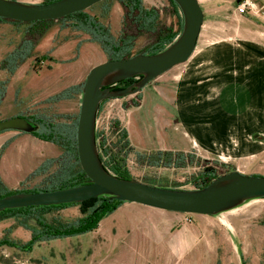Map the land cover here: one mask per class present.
<instances>
[{
  "label": "crops",
  "instance_id": "crops-1",
  "mask_svg": "<svg viewBox=\"0 0 264 264\" xmlns=\"http://www.w3.org/2000/svg\"><path fill=\"white\" fill-rule=\"evenodd\" d=\"M197 1L201 7V2L209 0ZM142 2L161 4L160 0ZM85 13L108 27L113 38L118 37L123 12L117 0H107L94 13L87 10ZM42 27L0 22V90L3 92L0 121L16 114L13 110L18 104L28 107L45 103L66 89L80 86L92 67L107 61L100 46L90 41L87 34L73 29L69 22H50L44 25L43 34L37 36L36 32ZM139 38L134 43L133 55L141 51L145 43ZM22 42L31 46L30 55L10 74L1 64ZM198 48L185 63L157 77L139 93L111 99L102 105L101 111L105 105L114 109L113 118L126 130L134 153L190 154L207 162L230 163L234 171L241 174L251 171L249 176L264 177L253 172L258 169L255 161L264 156V46H258L249 38L238 41L218 38L200 42ZM42 57L44 59L35 66V59ZM136 97L138 106L123 108ZM80 101L81 94L76 92L68 99L45 104L69 108L77 114ZM14 135H22L14 141L19 150L12 154L16 159H10L18 166L22 158L36 160L31 169L36 170L46 160L56 159L62 153L51 143L12 130L0 134V147ZM46 149L48 152L44 154ZM2 159L4 153L0 156V166ZM31 170L21 180L34 171ZM0 179L9 189L5 183L6 173L0 171ZM257 201H248L228 211L231 216L223 225L228 228L233 242L251 243L241 223L256 212L253 206ZM182 215L124 202L99 225L143 245L161 244L166 243L167 228L175 224L183 226ZM108 218L110 222L106 223ZM9 220L4 219L2 223ZM127 229H132L131 234H127ZM161 230L165 231L164 235H155ZM258 233L257 241L264 246L263 225ZM234 247L238 251V247Z\"/></svg>",
  "mask_w": 264,
  "mask_h": 264
},
{
  "label": "rangeland",
  "instance_id": "rangeland-1",
  "mask_svg": "<svg viewBox=\"0 0 264 264\" xmlns=\"http://www.w3.org/2000/svg\"><path fill=\"white\" fill-rule=\"evenodd\" d=\"M17 1L27 4H41L45 0ZM243 1L209 0L204 3L201 2L204 17L199 33L200 39L198 38L199 42L197 41L194 51H198L200 42L218 38H232L235 41L249 38L254 40L258 46H264V0H248L251 7L246 10L245 14L239 15L237 6ZM160 2L161 4L155 5L142 2V5L146 9L158 10L161 24L167 26L176 24L177 18L171 14L169 3L166 0H160ZM100 4L88 8L87 11L91 14L94 13ZM102 20L106 21L104 18ZM139 39L145 42L142 45V51L152 41L146 37ZM113 110L108 109V106L105 105L97 116V132L104 134L109 143H114L116 137L108 129L106 132L104 129L108 128L109 121L115 114ZM13 111L17 113L7 117L41 115L52 118L56 124H71L79 113V111L77 114L72 113L69 108H54L53 105H46L44 102L28 107H25V104H18L16 110ZM60 116H67L68 119H62ZM21 136L8 137L0 147V156L4 153L0 171L3 174L6 173L5 183L11 191H27L47 187L49 178L57 172L55 164L40 174H30L21 180V177L27 175L28 171L36 165V160L31 162V160L22 158V164L19 166L11 163L10 159L13 160L14 158L12 154L15 155L19 152L14 141ZM257 136L256 141H258ZM46 152H48L47 149L44 154ZM123 161L124 168L134 180L145 185L173 190H193L192 179L201 171L200 163L202 162L198 157L191 155L185 163L168 165L167 160L157 159L156 153L139 154L134 153L133 150L126 152ZM218 164H228L229 166L219 169V172L234 171L235 169L230 163L220 162ZM255 165L258 169L253 172L264 174V156L258 158ZM78 169H80L79 164H72L64 174H73ZM251 173V171H243V175ZM255 200H258L253 206L256 212L247 221L241 223L242 228L250 236L251 243L241 241L237 244L232 241L228 228L223 225L228 216H231L230 211L216 216L184 214L182 215L184 218L183 226L182 224H175L167 228L166 232L161 230L155 233L161 237L165 232L166 243L143 245L134 242V239L132 240L126 235L120 237L114 229L98 225L97 231L93 233L39 243L33 247L30 253L1 247L0 264H241V262L264 264V246L257 241L261 223L264 221V204L263 199ZM79 216L78 208L74 206L45 214L44 218L47 222L60 221L69 224ZM2 222L4 221L1 220L0 223ZM108 222H110L109 218L106 219V223ZM26 225L30 229L36 228L32 220L26 222ZM131 232L132 229H127V234H131ZM29 235L30 232L15 219H10L8 223L0 225V239L6 237L17 244H23L29 240ZM234 245L238 247V251Z\"/></svg>",
  "mask_w": 264,
  "mask_h": 264
},
{
  "label": "water",
  "instance_id": "water-1",
  "mask_svg": "<svg viewBox=\"0 0 264 264\" xmlns=\"http://www.w3.org/2000/svg\"><path fill=\"white\" fill-rule=\"evenodd\" d=\"M104 0H58L49 4H27L17 0H0V18L23 24L55 21L83 12ZM182 15V30L163 51L143 52L124 60H107L92 67L85 77L76 126V154L80 169L89 183L51 192L17 193L0 199V212L27 207L76 204L100 196L120 202L191 215L216 216L236 209L248 201L264 198V177L233 171L218 176L198 190H173L124 180L110 174L102 165L95 140L96 115L106 99H121L139 93L147 84L171 68L185 63L194 52L203 23V12L197 0H171ZM138 78L125 89L113 86ZM21 117L0 121L4 131H32Z\"/></svg>",
  "mask_w": 264,
  "mask_h": 264
},
{
  "label": "trees",
  "instance_id": "trees-1",
  "mask_svg": "<svg viewBox=\"0 0 264 264\" xmlns=\"http://www.w3.org/2000/svg\"><path fill=\"white\" fill-rule=\"evenodd\" d=\"M55 1L58 0H45L41 4H49ZM106 1L107 0H104L100 3H104ZM117 1L123 12L121 28L117 38L112 37L108 27L102 25L95 17L86 14V10L83 12L73 13L55 21H67L73 29L87 34L90 37V41L97 43L100 46L104 54L107 56V60H124L133 56L132 49L135 41L139 37H146L147 39H152V41H150V45L138 53L143 52L146 55L159 53L170 45L182 30L183 20L181 12L177 5L171 0L166 1L171 7V14L177 18V22L175 25L170 24L168 26L160 23L159 11L154 8H144L142 0ZM0 22H9L18 25L23 24L21 22L9 21L2 18H0ZM50 22L53 21H37L28 23L27 25H42L43 27L36 32L37 36H41L45 31L44 25ZM174 26H176V28H174ZM30 47L31 46L25 42H22L18 48H16L3 60L1 67L6 69L8 73L12 74L15 69L28 58L31 50ZM42 59H44V57L41 59H35V66ZM137 79L138 78H133L130 80L120 81L115 84L113 89H125L137 82ZM82 86L83 84L78 87L66 89L57 96L47 100L45 103H53L68 99L72 93L77 92L81 94ZM2 99L3 92L0 90V103ZM109 100L111 99L103 100L100 103L96 118L101 111L102 105ZM138 104L139 98L136 97L135 99L129 100L123 108L127 109L128 107H136ZM15 117L23 118L34 128L29 132L21 131L22 133L29 134L42 142L51 143L57 146L61 149L62 153L56 159L46 160L31 173V175L40 174L48 167L55 164L57 172L49 178V185L47 187L27 191H11L7 189L0 180V199L17 193L51 192L82 186L89 183L88 178L81 169H78L77 172L70 175L64 174L72 164H79L76 154V126L78 115L75 117V121L71 124H56L53 122L52 118L41 115L27 117L23 115H16ZM60 117L66 120L68 119L67 116ZM108 130L116 137L114 143H109V140L106 136H104V134L95 131V140L99 159L110 174L119 179L131 180L133 178L123 165V156H125L127 151L131 152L132 150L127 139V132L120 126L119 121L116 119L109 121ZM4 132H1L0 134ZM189 155L190 154L156 152L157 159L167 160L168 165L171 163L173 165L185 163L190 158L191 155ZM226 167H229L228 164H218V162H207L202 160L200 163L201 171L192 179L194 183L193 189L198 190L204 188L218 176L233 172H219V169ZM157 188L160 187L158 186ZM122 204L123 202L117 201L108 196H100L76 204L4 210L0 212V221L4 219H15L19 221L20 225L30 232V238L23 244H17L8 240L6 237H3L0 239V248L7 247L16 249L23 253H30L35 245L42 242H49L56 239H67L92 233L97 230L102 219L112 214ZM74 206L78 208L80 216L72 223L67 224L60 221L47 222L44 218L45 214ZM31 220L34 222L36 228L30 229L27 227L26 222ZM261 225L264 226V221ZM242 264L244 263L242 262Z\"/></svg>",
  "mask_w": 264,
  "mask_h": 264
},
{
  "label": "built area",
  "instance_id": "built-area-1",
  "mask_svg": "<svg viewBox=\"0 0 264 264\" xmlns=\"http://www.w3.org/2000/svg\"><path fill=\"white\" fill-rule=\"evenodd\" d=\"M251 7V3L248 2V0H244L241 4H239L237 6V13L239 15H243L246 13V10ZM98 118V117H97ZM96 118V123H95V131H97V124H98V120ZM108 128L104 129V131L106 132ZM104 160V159H103ZM194 190V189H193Z\"/></svg>",
  "mask_w": 264,
  "mask_h": 264
},
{
  "label": "flooded vegetation",
  "instance_id": "flooded-vegetation-1",
  "mask_svg": "<svg viewBox=\"0 0 264 264\" xmlns=\"http://www.w3.org/2000/svg\"><path fill=\"white\" fill-rule=\"evenodd\" d=\"M114 86H115V85H114ZM114 86H113V87H114Z\"/></svg>",
  "mask_w": 264,
  "mask_h": 264
}]
</instances>
